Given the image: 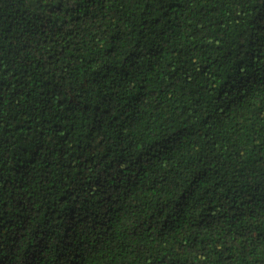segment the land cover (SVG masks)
<instances>
[{
  "label": "trees",
  "instance_id": "trees-1",
  "mask_svg": "<svg viewBox=\"0 0 264 264\" xmlns=\"http://www.w3.org/2000/svg\"><path fill=\"white\" fill-rule=\"evenodd\" d=\"M264 0H0V264H264Z\"/></svg>",
  "mask_w": 264,
  "mask_h": 264
},
{
  "label": "snow or ice",
  "instance_id": "snow-or-ice-1",
  "mask_svg": "<svg viewBox=\"0 0 264 264\" xmlns=\"http://www.w3.org/2000/svg\"><path fill=\"white\" fill-rule=\"evenodd\" d=\"M260 99H261L262 101H264V96H261Z\"/></svg>",
  "mask_w": 264,
  "mask_h": 264
}]
</instances>
